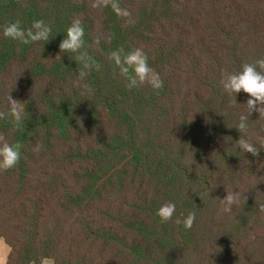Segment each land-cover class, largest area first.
<instances>
[{"label":"trees","instance_id":"1","mask_svg":"<svg viewBox=\"0 0 264 264\" xmlns=\"http://www.w3.org/2000/svg\"><path fill=\"white\" fill-rule=\"evenodd\" d=\"M91 2L0 0V111L9 94L26 115L20 130L0 119V133L23 144L16 168L0 173L6 264H264V117H249L254 157L237 145L249 96L234 103L220 84L264 58V0H118L127 18ZM17 19L25 29L43 19L50 40L4 38ZM74 19L101 66L80 86L78 63L59 50ZM120 47L144 49L158 93L125 88L107 59ZM227 191L241 199L222 213ZM168 201L177 217L196 212L191 230L160 222Z\"/></svg>","mask_w":264,"mask_h":264},{"label":"clouds","instance_id":"2","mask_svg":"<svg viewBox=\"0 0 264 264\" xmlns=\"http://www.w3.org/2000/svg\"><path fill=\"white\" fill-rule=\"evenodd\" d=\"M111 7L117 15L127 18L131 13L126 9H121L118 0H92L90 7L93 9H104ZM3 37L12 41H17L24 45L38 44L48 42L52 34L51 25L43 19L34 20L30 27L25 29L22 22L17 19L6 23L2 28ZM84 27L79 19H74L66 30L65 38L59 44L60 53L71 55L78 63L77 80L74 82L80 86L82 81H86L91 71L100 70V65L96 63L86 51ZM96 43H99V38ZM56 58L61 59L58 54ZM107 59L119 70V75L125 81V88L129 91L132 89L148 85L153 90L159 92L163 87V80L160 74L149 65V57L143 48H134L125 52L123 47L108 53ZM223 91L233 98L236 102V95L244 92L249 96L246 102V112L239 117V123L236 126L241 133L237 145L243 152L251 153L254 157L258 156L259 149L255 143L250 142L245 136L248 131L249 117L253 112H258L260 118L264 117V58L257 59L253 63H244L237 72L223 73L220 80ZM84 88L91 92L92 89L88 84ZM8 113L0 111V119H7L11 116V123L14 129L20 130L26 119L25 105L20 101L7 95ZM82 127V125H81ZM261 148H264V138L258 140ZM23 144L20 142H9L8 138L0 133V173L7 172L16 168L21 159V150ZM43 145L39 142L33 147L34 153H39ZM241 193L239 191H227L224 199L220 200L222 213L232 212L233 206L239 204ZM246 200V197H245ZM261 213H264V205H259ZM156 215L160 218L161 223L174 222L177 225H183L186 230H191L196 222V212L190 211L186 216H176V203L168 201L162 204Z\"/></svg>","mask_w":264,"mask_h":264},{"label":"crops","instance_id":"3","mask_svg":"<svg viewBox=\"0 0 264 264\" xmlns=\"http://www.w3.org/2000/svg\"><path fill=\"white\" fill-rule=\"evenodd\" d=\"M10 254V247L6 244L4 240L0 241V264H6L8 256ZM43 264H53V261L47 259Z\"/></svg>","mask_w":264,"mask_h":264}]
</instances>
